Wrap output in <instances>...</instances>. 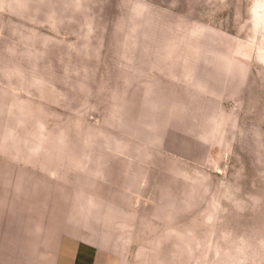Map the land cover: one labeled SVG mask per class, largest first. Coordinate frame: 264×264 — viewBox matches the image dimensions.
I'll list each match as a JSON object with an SVG mask.
<instances>
[{
	"label": "rangeland",
	"instance_id": "1",
	"mask_svg": "<svg viewBox=\"0 0 264 264\" xmlns=\"http://www.w3.org/2000/svg\"><path fill=\"white\" fill-rule=\"evenodd\" d=\"M21 215L98 264H264V0H0Z\"/></svg>",
	"mask_w": 264,
	"mask_h": 264
},
{
	"label": "crops",
	"instance_id": "2",
	"mask_svg": "<svg viewBox=\"0 0 264 264\" xmlns=\"http://www.w3.org/2000/svg\"><path fill=\"white\" fill-rule=\"evenodd\" d=\"M27 218L14 219L19 221L18 230L0 237V264H98L97 247L92 242L72 236L47 239L41 226L32 236Z\"/></svg>",
	"mask_w": 264,
	"mask_h": 264
}]
</instances>
